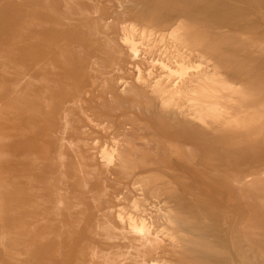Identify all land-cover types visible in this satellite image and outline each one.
Returning <instances> with one entry per match:
<instances>
[{
	"label": "rangeland",
	"instance_id": "1",
	"mask_svg": "<svg viewBox=\"0 0 264 264\" xmlns=\"http://www.w3.org/2000/svg\"><path fill=\"white\" fill-rule=\"evenodd\" d=\"M93 1L0 0V264H264V0Z\"/></svg>",
	"mask_w": 264,
	"mask_h": 264
},
{
	"label": "bare ground",
	"instance_id": "2",
	"mask_svg": "<svg viewBox=\"0 0 264 264\" xmlns=\"http://www.w3.org/2000/svg\"><path fill=\"white\" fill-rule=\"evenodd\" d=\"M18 2L19 5L21 6H25L27 8L28 11L31 12V15L34 16V11H36L38 8H47V10L52 13V14H56V11L53 9L52 5H50L51 0H16ZM63 2V7H64V11L66 14L68 15H73V13L71 12L72 9H75L76 12V16L78 18V20H83V19H92V20H97V7L94 3L93 0H61ZM99 9V8H98ZM74 12V11H73ZM99 15V14H98ZM75 18V16H73ZM64 17L62 16L61 19H63ZM133 24V23H132ZM106 25V24H105ZM136 25V24H135ZM103 30V29H102ZM105 45L107 47H110L111 42L109 39H105ZM135 47V46H134ZM121 59V58H120ZM151 61V60H150ZM40 63H44L42 62V60L40 61ZM45 64V63H44ZM162 64V63H161ZM40 67V66H39ZM168 71V70H167ZM149 73V72H148ZM138 74V73H137ZM140 74V73H139ZM174 74V73H173ZM30 75V74H29ZM21 78V77H20ZM21 81H24L26 83V85L28 87H30L31 84V77L28 75L23 76V79H21ZM197 85V84H196ZM190 91V90H189ZM15 100L18 99L19 97V92L17 90H14L11 92L10 94ZM27 96L28 98H32V93L27 92ZM30 100V99H29ZM81 109V108H80ZM175 109V108H174ZM145 112V111H144ZM211 120V119H210ZM66 122V121H65ZM65 125L67 126V122L65 123ZM97 128V127H96ZM188 128V127H187ZM58 135V134H57ZM148 140V139H147ZM67 141H65V139L62 137L61 138V144H60V151L57 155V161L58 164L60 165L61 169L63 168V166H65V161H66V157L63 154V148H65V146H71V143H65ZM85 143V142H84ZM115 144V143H114ZM223 151L225 152V158L227 159V161H229L228 158V154L230 151V148H225L226 145H228L227 143H223ZM234 146H236L234 144ZM114 151V150H113ZM238 151V150H237ZM113 153V152H112ZM111 153V154H112ZM77 162V168L75 169V171L77 173H83L84 169L86 168L85 166V158L80 154L79 151H76L75 156H74ZM210 157H212L210 155ZM73 173V172H72ZM259 174H261L262 176H264V172L263 170L259 172ZM82 175V174H81ZM259 177V176H258ZM228 179L231 183L232 186L235 187V190L238 194L239 199H243L247 197V201L253 203L258 209L259 211H261V214L264 215V195L262 192H260L259 190H256L254 187H252L249 184H245L246 180L249 179V177H245L243 180L241 181H237L235 180L232 176H228ZM261 179V178H260ZM259 180V179H258ZM263 180V179H261ZM187 181V180H186ZM106 184V183H105ZM103 184V185H105ZM255 185V184H253ZM259 185V184H258ZM263 185V184H262ZM260 187V186H259ZM262 187V186H261ZM263 188V187H262ZM107 194V193H106ZM59 197V196H58ZM59 199V198H58ZM102 199V198H101ZM105 203V202H104ZM135 210V209H134ZM79 211V210H78ZM157 214V213H156ZM112 216V215H111ZM121 220V219H120ZM144 222V221H143ZM110 223V222H109ZM107 222H104L102 224H98V229L101 230L102 232H105V235H108V231L111 230V226L110 224ZM123 224V223H122ZM142 225V224H141ZM144 225V224H143ZM136 226V225H135ZM97 229V231H98ZM116 233V232H115ZM122 233H129L128 231H126L125 229L122 230ZM131 233L138 235L141 237V239H143L145 242H147V236L149 237V233L147 231V228L145 226H141V227H137L134 228L133 231H131ZM156 237V236H155ZM157 238V237H156ZM101 240V239H100ZM162 242V241H161ZM126 243V242H125ZM88 246V245H87ZM116 252V259L112 260L111 258H109L108 256H103V263L104 264H116V263H121L127 258L124 255H130V254H135V257L132 259V262L135 264H144L145 261L142 259L141 255V250L140 249H132L129 250L127 252H121L120 249L117 248ZM98 255V253H95V256ZM95 260V259H94ZM76 261V260H75Z\"/></svg>",
	"mask_w": 264,
	"mask_h": 264
}]
</instances>
